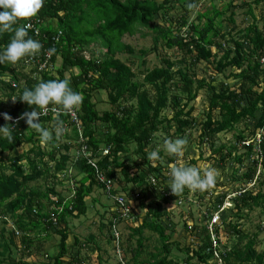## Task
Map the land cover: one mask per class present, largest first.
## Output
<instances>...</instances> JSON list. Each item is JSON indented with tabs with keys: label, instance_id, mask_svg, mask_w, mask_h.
I'll use <instances>...</instances> for the list:
<instances>
[{
	"label": "trees",
	"instance_id": "trees-1",
	"mask_svg": "<svg viewBox=\"0 0 264 264\" xmlns=\"http://www.w3.org/2000/svg\"><path fill=\"white\" fill-rule=\"evenodd\" d=\"M233 2L221 9L213 5L211 10L197 11L195 20L189 21V13L197 7L194 0H43L42 8L33 16L41 19L40 32H29L42 44L39 54L22 58L15 65L7 61L0 64V126L9 125L13 137L9 140L0 134V264H39L22 258L16 261L11 246L17 247L20 235L22 254L38 255L44 240L53 238L51 232L60 235L58 251L45 252L49 260L44 264H81L76 255L66 258L71 256L70 220L85 216L91 203L87 199L96 188L110 198L121 195L127 199L124 205L114 202L108 222L110 229L115 223L131 224V233L138 235L135 248L130 247L131 235L128 240L122 234L119 238L113 233L108 236L115 244L120 264H175L167 259L171 236L160 220L170 213L167 204L176 202L180 207L190 196L199 206L204 199L210 201L202 212L209 219L199 233V226L185 224L201 240L194 251L201 263L263 264L264 251L255 247L258 233L240 230L238 220L255 207H261L264 213V29L250 7L253 22L235 32V25L223 32L222 17ZM261 2L264 0H254ZM178 3L186 13L174 18L170 14ZM233 16L232 11L227 18L234 22ZM25 21L19 20L18 25L24 26ZM137 32L149 34L152 40V45L142 48L140 54L177 47L184 56L173 59L160 55L161 62L143 69L139 79L134 62L122 56L136 54L123 38ZM13 35V31L0 33V51ZM95 43L99 50L92 49ZM50 49L54 51L48 55ZM217 52H221L218 57ZM59 58L61 64L56 68ZM210 58L215 61L217 74L232 69L227 77L233 80L215 84L216 75L209 79L197 77V63ZM50 79H67L82 95V103L75 117L61 113L66 131L59 138L54 135L53 113L42 116L43 126L53 131L54 137L42 143L39 133L20 118L34 106L18 97L25 88ZM204 90L209 104L203 113L205 119L198 125L191 104ZM100 91L111 104L102 113L93 101L95 92ZM166 110L172 111L171 117L164 114ZM4 113L12 119L5 120ZM172 126L175 137L169 134ZM195 127L201 129L199 144L209 142L223 163L234 160V173L239 166H246L241 175L233 174L240 185L234 187L229 208L217 206L218 199L221 205L228 195L222 179H216L211 187H222L217 201L212 189L201 192L185 188L176 195L169 187L170 169L177 166L179 157L165 155L163 148L157 150L156 137L164 132V141L183 138L187 129ZM221 132H234V142L215 146L212 139ZM28 144L21 154L8 156L15 148ZM130 145L134 146L135 158L128 154ZM103 148L109 149V154H103ZM153 150L159 153L155 160L149 158ZM258 166L260 172L256 174ZM39 182L42 184H35ZM97 200L92 197V202ZM216 212L220 216L213 222ZM195 219L191 211L184 216V222ZM146 228L159 235L166 256L147 253V257H141ZM222 230L229 235L226 241L236 238L238 242L225 245ZM259 230L263 231L262 225ZM94 240L90 236L83 245L90 246ZM75 244L82 245L78 236ZM129 251L132 256L128 260ZM213 259L217 262L211 263Z\"/></svg>",
	"mask_w": 264,
	"mask_h": 264
},
{
	"label": "rangeland",
	"instance_id": "rangeland-1",
	"mask_svg": "<svg viewBox=\"0 0 264 264\" xmlns=\"http://www.w3.org/2000/svg\"><path fill=\"white\" fill-rule=\"evenodd\" d=\"M190 1V0H186ZM197 3V7L194 11L189 13V21L195 20V18L198 15L197 11L204 12L206 10H211L213 5L215 7L221 9L224 6H226L230 1L232 0H194ZM251 7L255 17L257 24L264 29V3L261 2L259 4L254 3V0H234L232 6L228 9L225 15H223V32L232 30V26L235 25L236 29L233 31L235 32L238 28H243L253 22V16L248 13V9ZM177 9L171 12V16L176 18L181 14L186 13L185 8L182 6V4H177ZM233 11V18L234 22H231L227 17L231 14ZM160 22V21H159ZM163 24L164 22H160ZM147 31V30H146ZM144 29L142 32H146ZM178 37V36H177ZM123 40L130 45H132L135 50V55H129L124 54L122 56L128 58L131 63V61L134 62L133 68L135 72L138 74L137 77L139 79H142L143 74L141 73L143 69L151 68L157 64H159L160 61V55L162 56H168L173 59L178 58L181 59L184 55V52L178 50L177 47H172L171 49H164L162 47L159 48L158 52H152L151 53H145L140 54V50L142 48H149L152 45L151 36L149 34H142L141 32H137L134 35H125ZM176 41L177 38H174ZM94 47L92 46V49L99 50V44L95 43ZM221 52H217V57L220 56ZM87 55H91L90 51H87ZM61 64V59L59 58L56 62V68L59 67ZM76 71V69H73ZM196 72L197 77H206L210 78L211 75H216V80L214 81L215 84H219L222 80L230 82L233 79L227 77V74L232 71V69L228 68L223 74L216 73V66L215 61L213 58H210L208 61L202 60L197 63L196 65ZM69 75V73H67ZM93 101L96 103L97 109L102 113L104 109L111 108V104L107 101L106 94L103 91L95 92L93 96ZM208 99H207V91H201L196 98L195 101L191 104L193 107H195L193 111V115L197 118L198 125H200V122L205 119L204 110L208 108ZM190 105V106H191ZM188 106V107H190ZM165 115H168L171 117L172 111L166 110ZM175 126H172V128L169 130L170 135H175L173 133ZM198 127L187 129L184 137L187 139V144L184 146V152L183 155L178 158V160L185 164V165H192L200 168L202 171L204 169L208 168H214L217 173V179H222L221 181L224 182V187L228 189V195L225 197L224 203L219 205L220 201L218 199L217 201V195H221L219 189L222 187H219L217 189L210 188L215 191L214 196L216 197L217 206L220 207V209L224 208L227 205L231 204L230 196L233 195V190L236 185H240L239 182L235 181L233 179L234 176L241 175L244 170H246V166L241 165L239 166V171L237 173H234V166H236V163H234V160L232 158L226 159L225 163L218 160L219 154L212 151V148L209 144V142H206L205 144H199L198 139L200 138V131ZM166 133L161 132L159 135H157V144H159L156 148L157 150L163 148L165 155L171 156L172 154H168L165 151L164 146V137ZM169 139V138H167ZM176 139V138H174ZM173 139V140H174ZM190 139V140H189ZM235 140V134L234 132H221L218 133L215 137H213L212 142H215V146H219L222 142H234ZM210 141V140H209ZM30 145H23L20 147H17L13 150V152H10L8 156L12 155H18L21 154L25 149H27ZM134 146L130 145L128 148V154L133 155L135 158L136 155L133 151ZM201 156V158H199ZM207 158L208 160H204ZM191 159H196L194 163H191ZM174 167V166H173ZM75 171V170H74ZM82 174H79V177ZM37 185L42 184L41 182L35 183ZM253 184H250V187ZM44 187V186H43ZM214 187V186H212ZM58 190L61 189V186L56 187ZM92 197L97 198L98 200L96 202H92ZM151 196H148V199H150ZM91 203L89 204V210L85 214V216H82L79 218H72L70 220V233L68 237V244H69V250L71 256H66L67 259L71 258L72 256H77L81 259V264H120L119 257L117 256L114 248V242L113 240L110 242V237L108 236L112 234V231L110 229V225L108 224L109 220L111 219V211L113 209V199L110 198L108 195H105L104 192H102V189L96 188L95 191L92 193V196L87 199ZM207 201L210 203V201L207 199H204L202 204L199 206L196 198L189 197L188 200L180 207L176 205V202H172L170 204H167L166 207L168 211L170 212L169 215H166L163 217L161 222L166 224V230L171 236V245H170V253L167 254V259H171L175 262V264H203L199 261V259L194 256L193 249H197L200 244L201 240L197 239L194 230L190 232V228L188 229L187 226L185 228V224L199 226V230H196L198 233L200 232L202 225L208 221L209 217L203 216L202 212L204 213L206 210L205 208L207 206H210V204L207 203ZM133 205H136L133 200H131ZM232 206V204L230 205ZM191 211L194 214L195 220H186L184 222V216L186 217L188 215V212ZM139 212L144 214L145 210H140ZM184 212V213H183ZM216 217V216H215ZM232 221H235L236 219L234 217H231ZM240 223V230L244 231L247 234L253 235L254 233H258V236L256 237V249L258 251H264V213L261 214V207H255L252 212L248 214L247 217L243 219L238 220ZM262 225L263 231L259 230V226ZM1 226V225H0ZM168 227V228H167ZM131 230H133V227L131 224H121L120 226V232L124 236L125 240H128L131 237V244L130 247L135 248L136 247V240L138 238V235H135L131 233ZM223 231V230H222ZM52 233V237L50 240H44V244L39 248V254L38 255H24L20 251V248L22 246L21 244V237L20 235L17 237V247L12 245V253L11 256L18 261L20 258L23 260H27L28 262L39 264H44L48 262V258L46 256L45 252H50L52 254L56 253L58 251V243L60 240V235ZM144 240H143V252H142V258L147 257V253H154L159 254L160 257L166 256L164 251L162 250L161 242L159 240V235L154 232L150 231L149 229H145L143 231ZM226 233L223 231V241L224 244L229 246L231 244H235L238 242V239H226ZM8 234L6 233V239ZM75 236L79 237V240L82 242V245H76L75 244ZM90 236H93L95 238V242H90V246L88 244L83 245L85 240L88 239ZM229 236V235H227ZM246 242V240H244ZM96 246H99L96 248ZM95 247V248H90ZM37 247L34 249V252L36 251ZM80 250L81 252L78 253L77 250ZM189 252V253H188ZM132 256L131 252L129 251L127 253L128 260ZM101 257V259H100ZM217 262V260L213 259L211 260V263ZM264 264V262H263Z\"/></svg>",
	"mask_w": 264,
	"mask_h": 264
},
{
	"label": "clouds",
	"instance_id": "clouds-1",
	"mask_svg": "<svg viewBox=\"0 0 264 264\" xmlns=\"http://www.w3.org/2000/svg\"><path fill=\"white\" fill-rule=\"evenodd\" d=\"M42 5L43 0H0V33L6 31L14 32L7 47L0 51V64L7 61L15 65L22 58L39 54L42 48L41 42L29 36V32L34 30L27 29L25 25H18V21L23 19L27 21V18H38L33 16L40 11ZM188 6L192 7L193 5L189 4ZM49 21L51 20L49 19ZM40 23L41 19L37 25L38 27ZM50 51H54V49H50ZM18 98L34 106L32 111L22 113L20 118L26 119L29 129H35L39 133V138L42 143L49 142L54 137L53 131L44 127L40 118L47 115L49 111L53 113V119L55 120L54 135L59 138L66 131L65 122L61 119V113L70 114L75 117V110L82 103V95L73 90L67 79L40 81L32 88H25ZM12 99L15 100L16 98ZM3 116L5 120L12 119L8 113H4ZM0 134L6 136L9 140L13 139L9 125L0 126ZM186 144V138L166 139L164 141L165 151L168 154H175L177 157L183 155ZM102 150L103 154H109V149L103 148ZM149 158L155 160L159 158V153L153 150L149 153ZM98 172L101 174L100 171ZM259 172L260 166H258L256 174ZM170 177L169 187L177 195L182 193L185 188L199 190L201 192L210 189L216 183L217 173L214 168H208L202 171L196 166L185 165L178 160L177 166L171 167L170 169ZM255 180H252L251 184H254ZM115 197L112 199L114 202H117ZM125 200L127 201L126 198ZM230 205L224 208H229ZM215 216L212 219L213 222L218 220L220 215L218 216L216 212ZM120 226L118 223L111 226V231L117 238L122 236ZM195 250L193 249V252ZM215 255L217 254L215 253Z\"/></svg>",
	"mask_w": 264,
	"mask_h": 264
},
{
	"label": "built area",
	"instance_id": "built-area-1",
	"mask_svg": "<svg viewBox=\"0 0 264 264\" xmlns=\"http://www.w3.org/2000/svg\"><path fill=\"white\" fill-rule=\"evenodd\" d=\"M40 22V19L39 18H27V21H26V24H25V27L27 28V29H33L34 30V32L36 33V34H38L39 33V30H38V23ZM46 53L48 54V55H50V53H51V51H46ZM115 199H116V201L119 203V204H121V205H124L125 204V198L123 197V196H121V195H118V196H116L115 197ZM127 209V208H126Z\"/></svg>",
	"mask_w": 264,
	"mask_h": 264
}]
</instances>
